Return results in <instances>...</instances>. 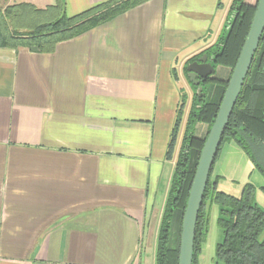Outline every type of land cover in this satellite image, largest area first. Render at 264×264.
Here are the masks:
<instances>
[{
  "label": "crops",
  "instance_id": "1",
  "mask_svg": "<svg viewBox=\"0 0 264 264\" xmlns=\"http://www.w3.org/2000/svg\"><path fill=\"white\" fill-rule=\"evenodd\" d=\"M62 1L73 17L111 0ZM232 1L151 0L50 53L0 46V264H146L183 70ZM252 168L227 142L213 177L239 196Z\"/></svg>",
  "mask_w": 264,
  "mask_h": 264
},
{
  "label": "trees",
  "instance_id": "2",
  "mask_svg": "<svg viewBox=\"0 0 264 264\" xmlns=\"http://www.w3.org/2000/svg\"><path fill=\"white\" fill-rule=\"evenodd\" d=\"M149 1L151 0H111L73 17L68 16L62 0H57L54 5L45 8L24 2L14 3L7 8H0V46H25L35 48L41 53H50L58 44L75 39ZM258 2L259 0L254 4L252 0H233L225 27L217 42L187 62L200 55L211 54L215 58L217 69L224 67L230 70L225 79L216 75L209 78L201 93H198L184 68L185 76L194 92L163 214L157 264H179L183 216L198 161L250 31ZM181 94V103L167 150L168 160H172L189 98L184 91ZM199 124L208 126L204 138L197 135ZM227 142L236 143L264 178V33L209 177L196 226L193 261V264H199L206 241L209 215L204 208L210 202L220 208L218 225L224 235L216 249L217 259L224 264H264V239H261L264 234V209L255 201L256 187L247 183L241 194L235 196L219 190L220 178L213 177L215 164ZM261 190L264 192V184Z\"/></svg>",
  "mask_w": 264,
  "mask_h": 264
},
{
  "label": "water",
  "instance_id": "3",
  "mask_svg": "<svg viewBox=\"0 0 264 264\" xmlns=\"http://www.w3.org/2000/svg\"><path fill=\"white\" fill-rule=\"evenodd\" d=\"M263 33L264 0H259L250 31L229 80L218 115L209 131L198 161L183 216L179 264H193L196 226L209 177L229 120L249 74L253 59L258 51ZM214 59V56H212L211 62H208L207 55H204L197 62H193L187 67L188 78L195 86L200 84V80H207L216 74L217 68L214 64ZM202 89L203 87L199 86L198 93H201Z\"/></svg>",
  "mask_w": 264,
  "mask_h": 264
},
{
  "label": "rangeland",
  "instance_id": "4",
  "mask_svg": "<svg viewBox=\"0 0 264 264\" xmlns=\"http://www.w3.org/2000/svg\"><path fill=\"white\" fill-rule=\"evenodd\" d=\"M229 0H222L223 5L227 7ZM254 4H256L257 0H252ZM13 3V2H12ZM16 3V2H14ZM4 0H0V8L4 9L7 8L10 5ZM224 8V7H223ZM231 8V7H230ZM230 11V10H229ZM224 11H220L219 15H223ZM229 14V13H228ZM228 17V16H227ZM210 48V47H209ZM207 48V49H209ZM206 50V49H205ZM226 69L227 75L230 74V70L228 68L219 67ZM218 72V69H217ZM222 73V72H221ZM182 82L185 86V93L188 98V103L185 109L184 113V122L181 126L179 137L177 141V145L175 147V151L172 156V162L171 160L168 163L167 166V174L164 176L163 181L160 186L159 195L157 196L154 213L151 217L150 226H149V233H148V239H147V253H146V264H157V250H158V243H159V235H160V229L163 219V214L165 211V207L167 204V198L171 190V184L173 180V175L175 172V164L177 161V157L179 154V148L182 140V135L184 132L185 123L188 117V113L190 110L191 100L193 96V89L192 86L189 84L188 79L185 76L184 70L182 75ZM212 85V84H211ZM208 126L204 124H199L197 126V135L200 138H204L207 135ZM170 170V171H169ZM251 176H249V181L256 187V195H255V201L256 203L261 207L264 208V192L261 190V185L264 182L263 176L254 168ZM171 171L173 173H171ZM248 175H250V172L246 174V179H248ZM170 180V186L169 182ZM242 181L241 184H243ZM168 186V187H167ZM167 195V196H166ZM205 213H208L209 217V225H208V234L206 237V241L202 248V253L199 257V264H224L222 261L218 260L216 257V249L218 244H220L223 241V230L218 225V219L220 215V208L217 204H210V202H207L205 208ZM160 222V224H159ZM261 239H264V234L261 236Z\"/></svg>",
  "mask_w": 264,
  "mask_h": 264
},
{
  "label": "flooded vegetation",
  "instance_id": "5",
  "mask_svg": "<svg viewBox=\"0 0 264 264\" xmlns=\"http://www.w3.org/2000/svg\"><path fill=\"white\" fill-rule=\"evenodd\" d=\"M204 55H207V57H208V62H211V57L213 56V55H211V54H203V55H200L199 57H197L196 59H194V60H192L191 62H189V63H187L186 65H185V67L184 68H186V70H187V67L191 64V63H193V62H197L202 56H204ZM217 73V72H216ZM216 75V74H215ZM214 75V76H215ZM187 77H188V72H187ZM190 80V79H189ZM208 81V79L207 80H200V84L199 85H197V86H195L191 81V83L197 88V91H198V88H199V86H204V85H206V82Z\"/></svg>",
  "mask_w": 264,
  "mask_h": 264
}]
</instances>
